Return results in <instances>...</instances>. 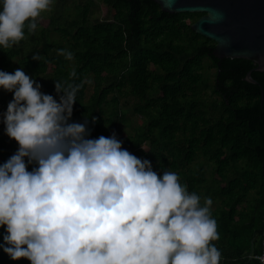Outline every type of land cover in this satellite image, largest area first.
I'll list each match as a JSON object with an SVG mask.
<instances>
[{"label":"trees","instance_id":"trees-1","mask_svg":"<svg viewBox=\"0 0 264 264\" xmlns=\"http://www.w3.org/2000/svg\"><path fill=\"white\" fill-rule=\"evenodd\" d=\"M66 1L55 0L39 33L25 29L18 44L0 48V69L22 67L57 99L55 79L82 82L71 119L87 118L93 138L115 133L161 175L176 171L202 202L211 196L220 264H261L264 71L252 72L253 84L246 81L253 61L216 58V43L191 27L202 14L167 13L153 0H78L74 9ZM13 98L0 89V116ZM4 128L0 122V163L19 147ZM5 232L0 228V244ZM0 264L31 261L0 248Z\"/></svg>","mask_w":264,"mask_h":264},{"label":"clouds","instance_id":"clouds-1","mask_svg":"<svg viewBox=\"0 0 264 264\" xmlns=\"http://www.w3.org/2000/svg\"><path fill=\"white\" fill-rule=\"evenodd\" d=\"M53 3L0 0V48L34 33ZM42 87L22 67L0 69L14 96L0 122L19 144L0 163V248L31 264H220L211 196L202 202L176 171L159 174L115 133L91 137L87 118L71 119L82 82L55 79L59 99Z\"/></svg>","mask_w":264,"mask_h":264},{"label":"water","instance_id":"water-1","mask_svg":"<svg viewBox=\"0 0 264 264\" xmlns=\"http://www.w3.org/2000/svg\"><path fill=\"white\" fill-rule=\"evenodd\" d=\"M153 1L167 13L202 14L192 29L216 43V58L253 61L246 81L257 84L252 72L264 71V0Z\"/></svg>","mask_w":264,"mask_h":264},{"label":"rangeland","instance_id":"rangeland-1","mask_svg":"<svg viewBox=\"0 0 264 264\" xmlns=\"http://www.w3.org/2000/svg\"><path fill=\"white\" fill-rule=\"evenodd\" d=\"M78 0H67L64 5L66 7H71V9L73 8L74 9V6L76 4ZM54 3H55V0H54ZM54 3L52 5L51 8L54 7ZM50 8V9H51ZM48 10L44 13H42L41 17L38 19V27L36 29V32L39 33L40 30H42V28H44V26L46 25V22L48 21V17H50V14H51V10ZM98 16H100V14H98ZM56 38H59L58 34H55L54 31L52 32V39H56ZM211 74H214V71L211 72ZM90 93H91V89L88 90V96H90ZM131 118V123L133 124V126H139L138 124V118L135 116H130ZM141 125H142V122H141Z\"/></svg>","mask_w":264,"mask_h":264},{"label":"built area","instance_id":"built-area-1","mask_svg":"<svg viewBox=\"0 0 264 264\" xmlns=\"http://www.w3.org/2000/svg\"><path fill=\"white\" fill-rule=\"evenodd\" d=\"M261 257H264V232H263V250L261 255L257 256V258L261 261V264H264V260H261Z\"/></svg>","mask_w":264,"mask_h":264}]
</instances>
